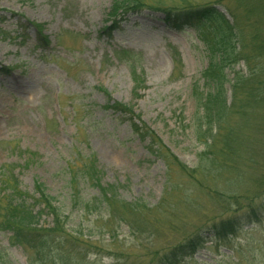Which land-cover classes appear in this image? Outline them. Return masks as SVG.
Listing matches in <instances>:
<instances>
[{
  "label": "rangeland",
  "instance_id": "rangeland-1",
  "mask_svg": "<svg viewBox=\"0 0 264 264\" xmlns=\"http://www.w3.org/2000/svg\"><path fill=\"white\" fill-rule=\"evenodd\" d=\"M207 1L155 3L179 10ZM111 5L112 0H0V167L29 162L20 176L22 190L30 191L37 180L57 197L75 149L92 152L105 183L123 186L120 194L125 201L154 206L163 199L162 215L197 224L212 213L213 193L208 198L178 170L167 172L162 160L148 154L146 143L101 109L107 99L97 88L112 102L133 107L141 123L181 164L195 168L202 147L192 134L196 119L192 88L198 85L203 90L206 45L191 27L169 28L160 11L128 14L114 27L107 16ZM216 8L234 24L224 7ZM28 24L40 27L42 39L34 27H25ZM236 33L240 42L251 29L242 24ZM236 72L247 75L243 62L224 74L229 81ZM231 84L225 86L228 101ZM250 107L246 111L255 123L246 126L238 120L239 130L251 139L249 154L263 157L215 174L211 183L226 203L257 188L261 168L255 165L260 161L264 165V122L260 129L256 120L263 112L261 106ZM123 238L129 242L125 229ZM210 245L181 264H264V219L243 228L228 246L216 250ZM0 251V264H26L23 252L9 244L4 232Z\"/></svg>",
  "mask_w": 264,
  "mask_h": 264
},
{
  "label": "trees",
  "instance_id": "trees-1",
  "mask_svg": "<svg viewBox=\"0 0 264 264\" xmlns=\"http://www.w3.org/2000/svg\"><path fill=\"white\" fill-rule=\"evenodd\" d=\"M155 1L112 0L107 16L116 27L128 14L160 11L169 28L182 31L191 27L200 33L208 65L202 73L203 90L198 85L192 88L196 104L192 134L202 147L196 167L181 164L157 135L141 123L133 107L112 102L104 90L97 88L107 99L101 109L115 115L139 141L146 143L148 154L162 160L167 172L178 170L208 198L213 193L212 213L192 224L183 217L162 215L163 199L154 206L141 200L125 201L120 194L123 186L105 183L104 172L92 152L85 154L75 149L64 170L61 196L57 197L50 195L37 180L30 191L22 190L20 176L29 162L17 168L3 165L0 232L9 234V244L23 252L26 264H181L206 249L207 244L216 250L228 246L243 228L260 224L264 219L262 161L255 165L261 168L255 180L257 188L243 196L230 197L229 203L211 183L216 173L222 174L231 166L237 170L239 164H251L257 157L260 160L263 157L249 154L252 142L241 134L238 120L253 126L255 122L246 110L252 104L261 106L263 114L256 120L263 128L264 0H209L179 10L157 6ZM216 5L225 8L234 20L233 25ZM242 24L251 33L239 42L236 30ZM25 27H34L42 39L39 26ZM240 61L247 67V75L236 72L228 81L225 70ZM228 83H232L230 101L226 98ZM43 219L50 222L45 224ZM124 229L129 242L123 238Z\"/></svg>",
  "mask_w": 264,
  "mask_h": 264
}]
</instances>
